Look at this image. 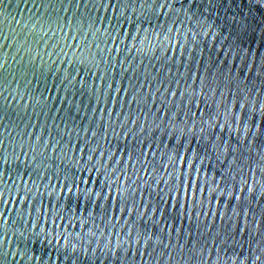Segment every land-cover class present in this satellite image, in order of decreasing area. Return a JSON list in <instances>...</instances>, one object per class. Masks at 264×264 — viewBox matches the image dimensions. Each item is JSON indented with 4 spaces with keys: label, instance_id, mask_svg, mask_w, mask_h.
I'll use <instances>...</instances> for the list:
<instances>
[{
    "label": "water",
    "instance_id": "1",
    "mask_svg": "<svg viewBox=\"0 0 264 264\" xmlns=\"http://www.w3.org/2000/svg\"><path fill=\"white\" fill-rule=\"evenodd\" d=\"M164 2L0 0V264L264 262V0Z\"/></svg>",
    "mask_w": 264,
    "mask_h": 264
},
{
    "label": "snow or ice",
    "instance_id": "2",
    "mask_svg": "<svg viewBox=\"0 0 264 264\" xmlns=\"http://www.w3.org/2000/svg\"><path fill=\"white\" fill-rule=\"evenodd\" d=\"M156 7H157V9L170 7V4H168L167 0H165L164 3H158L156 5ZM244 31L246 33L247 28H245ZM254 39H255V37H254ZM262 49H264V32H262L260 35V46L257 48L255 55L253 56L251 53V49H249L248 54L242 57L243 67L241 68V73L243 74L244 69L247 68L249 70V72H254L255 76L258 79H261L262 83H264V55H261ZM257 91H259V90H257ZM237 107L242 108L243 105L238 104ZM260 108L264 109V102L260 103ZM261 115H264V112H261ZM134 122L135 121H133V123ZM253 124H255V120H253ZM141 130H143V128H141ZM251 134L256 137L258 142L264 143V132H261L259 134L253 132ZM240 142L241 141L239 139H237V143H240ZM5 163H7L6 160H5ZM183 185H184V181H183V179H181V189H183ZM188 188L189 189L192 188V181L191 180H189V182H188ZM197 190H200L199 185H197ZM73 251H74V248H73ZM65 258H67L70 261V264H75V260L72 258L71 255H66ZM257 259H259V257H257ZM262 264H264V262H262Z\"/></svg>",
    "mask_w": 264,
    "mask_h": 264
}]
</instances>
